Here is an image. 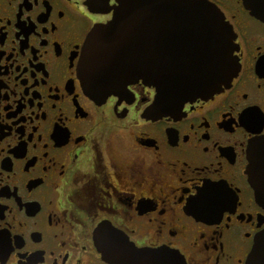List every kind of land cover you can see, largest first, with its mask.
<instances>
[{
	"label": "flooded vegetation",
	"instance_id": "af4514ba",
	"mask_svg": "<svg viewBox=\"0 0 264 264\" xmlns=\"http://www.w3.org/2000/svg\"><path fill=\"white\" fill-rule=\"evenodd\" d=\"M234 32L237 74L159 111L156 87L125 77L95 99L79 68L116 0H0V264H246L264 230L259 0H209ZM264 1V0H262Z\"/></svg>",
	"mask_w": 264,
	"mask_h": 264
},
{
	"label": "water",
	"instance_id": "95a60500",
	"mask_svg": "<svg viewBox=\"0 0 264 264\" xmlns=\"http://www.w3.org/2000/svg\"><path fill=\"white\" fill-rule=\"evenodd\" d=\"M113 16L88 33L79 63L81 79L95 98L125 84V77L155 86L159 111L196 96H208L237 74L234 32L222 11L209 0H116ZM94 8L109 0H87ZM259 5L264 1L259 0ZM264 21V8L255 9ZM249 172L264 181V137L251 143ZM257 199L264 197L256 190ZM137 256L175 259L168 250L137 248ZM246 264H264V230L255 238Z\"/></svg>",
	"mask_w": 264,
	"mask_h": 264
}]
</instances>
